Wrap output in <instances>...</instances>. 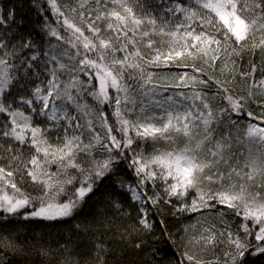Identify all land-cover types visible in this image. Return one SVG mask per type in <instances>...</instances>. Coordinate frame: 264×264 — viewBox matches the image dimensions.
Here are the masks:
<instances>
[{"label": "snow or ice", "instance_id": "1", "mask_svg": "<svg viewBox=\"0 0 264 264\" xmlns=\"http://www.w3.org/2000/svg\"><path fill=\"white\" fill-rule=\"evenodd\" d=\"M30 10H0V264H264V0Z\"/></svg>", "mask_w": 264, "mask_h": 264}, {"label": "trees", "instance_id": "2", "mask_svg": "<svg viewBox=\"0 0 264 264\" xmlns=\"http://www.w3.org/2000/svg\"><path fill=\"white\" fill-rule=\"evenodd\" d=\"M7 5L9 8H14L17 14V19H20L21 17H27L24 20V24L26 28L29 30H36L40 31V24L38 23V18L35 12L31 11V0H0V10L3 9L4 5ZM22 35H26V33H21ZM35 40L39 41V36L33 37ZM116 191V189L113 186H109L107 188H102L101 192L105 191ZM99 195V194H98ZM119 198L121 201L125 204V206L129 205V201L127 200V197L124 195H120ZM104 205L93 198V200L85 203L82 210L80 211L79 220H85V219H92L93 214L96 212L98 208H102ZM190 220L185 219L184 223H188ZM9 230H16L21 232L22 234L24 232H31L35 231L37 233H43L47 234L51 232L53 235H55L57 232H65L67 231V225L55 223V222H41V223H31V222H20L16 224H10L7 225ZM159 224L156 225L157 228V235L159 234ZM167 227L175 232L177 231L181 225L175 223V221L169 217ZM46 238H48L46 236ZM160 249V255L156 258L157 264H167V260L171 255V249L164 243H160L157 245ZM117 249L119 246H116ZM118 259H121L120 257H117ZM150 258L141 254L140 256L134 255L132 253H129L128 255L124 256L122 258L123 264H145V261H148ZM29 261L31 264H39L38 258L36 257H30ZM17 264H25L24 258H20L17 261Z\"/></svg>", "mask_w": 264, "mask_h": 264}]
</instances>
